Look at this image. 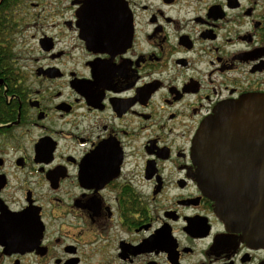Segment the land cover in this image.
<instances>
[{"label":"flooded vegetation","instance_id":"obj_1","mask_svg":"<svg viewBox=\"0 0 264 264\" xmlns=\"http://www.w3.org/2000/svg\"><path fill=\"white\" fill-rule=\"evenodd\" d=\"M254 94L264 0H0V264H264L193 159Z\"/></svg>","mask_w":264,"mask_h":264},{"label":"water","instance_id":"obj_2","mask_svg":"<svg viewBox=\"0 0 264 264\" xmlns=\"http://www.w3.org/2000/svg\"><path fill=\"white\" fill-rule=\"evenodd\" d=\"M193 159L218 217L264 245V94L219 106L197 133Z\"/></svg>","mask_w":264,"mask_h":264}]
</instances>
